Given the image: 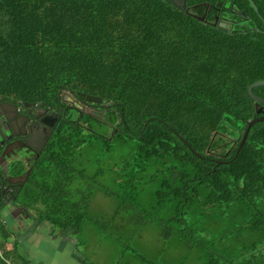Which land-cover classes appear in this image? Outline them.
<instances>
[{"label":"trees","instance_id":"1","mask_svg":"<svg viewBox=\"0 0 264 264\" xmlns=\"http://www.w3.org/2000/svg\"><path fill=\"white\" fill-rule=\"evenodd\" d=\"M253 1L187 0L227 30L171 0H0V97L62 108L16 203L78 239L86 225L125 235L116 264H264V120L238 151L264 79ZM97 191L110 213L90 210ZM149 228L160 247L143 253ZM12 235L0 211V264H30Z\"/></svg>","mask_w":264,"mask_h":264},{"label":"flooded vegetation","instance_id":"2","mask_svg":"<svg viewBox=\"0 0 264 264\" xmlns=\"http://www.w3.org/2000/svg\"><path fill=\"white\" fill-rule=\"evenodd\" d=\"M6 101L16 103L17 107L3 108V102ZM38 104L26 105L25 102L3 100L0 97V211L2 213L5 210L11 214L26 210L23 205L16 203L18 189L25 182L17 179L27 170L32 171L44 151L47 143L42 151H37L30 140L38 133L39 126L47 125V121L52 119L49 116L52 114L50 111L53 110L52 107Z\"/></svg>","mask_w":264,"mask_h":264},{"label":"crops","instance_id":"3","mask_svg":"<svg viewBox=\"0 0 264 264\" xmlns=\"http://www.w3.org/2000/svg\"><path fill=\"white\" fill-rule=\"evenodd\" d=\"M2 216L13 232L7 243L8 248L12 249L15 246L18 254L17 251L21 247V251L25 254L23 258L30 264H58V262H66L68 257L76 260V264H81L76 255L79 241L76 235L64 234L61 230L56 231L48 222H38L31 217L27 209L19 210L15 214L5 210ZM58 242L60 246L56 247L55 244ZM52 248L54 250L50 251Z\"/></svg>","mask_w":264,"mask_h":264},{"label":"rangeland","instance_id":"4","mask_svg":"<svg viewBox=\"0 0 264 264\" xmlns=\"http://www.w3.org/2000/svg\"><path fill=\"white\" fill-rule=\"evenodd\" d=\"M115 207L116 201L112 197L105 195L101 191H97L91 202L90 210L92 212L105 214L110 213ZM138 238H140L141 242H139ZM126 240L128 239L125 235L120 241V239L117 240L111 235L109 236L105 234L101 230H96L94 227L86 225L85 229H83L80 234L78 250L76 252L84 257H87L92 264H116L122 254L125 253V255H129L130 249L128 248L124 250V243L122 242ZM135 241L138 242V245H141L139 249L142 250L143 253H150L155 251L154 247H160L161 240L158 239L156 230L149 228L142 237H136ZM59 244L60 243L58 242L55 246L58 247L60 246ZM53 250L54 248L50 251ZM17 252L18 254L21 253L19 255H21L22 258L25 256V254L21 251V247H19ZM72 261H74V259L68 257L66 262L62 261L58 262V264H76V260L74 261L75 263ZM133 262L135 264H141L139 259H135Z\"/></svg>","mask_w":264,"mask_h":264},{"label":"water","instance_id":"5","mask_svg":"<svg viewBox=\"0 0 264 264\" xmlns=\"http://www.w3.org/2000/svg\"><path fill=\"white\" fill-rule=\"evenodd\" d=\"M173 2V4L182 9V10H185L186 12L192 14L193 16H195L196 18L204 21V22H207V23H211V24H214V25H217L219 27H222V28H225L227 30H232L233 29V26H234V21L232 20H228V19H225V18H217L215 21H209L206 14L204 15H199V14H196V13H193L191 12L190 10V6H188L187 4V0H171ZM253 5L255 6V8L258 10L256 4L254 3L253 0H251ZM205 4L207 6H210V3L209 2H205ZM219 5L222 4L221 1H219L218 3ZM238 13L240 15H242L243 17L247 18L248 17V14L247 12L245 11H238ZM259 85H264V79H259V80H256L254 81L252 84H250L249 86V92L252 96V98L255 100V105H256V110L258 113H262L260 115H257L255 117H252L250 119L247 120V127L244 131V134L242 136V139L240 141V144H239V147H238V151H240V149L242 148V146L244 145L246 139H247V136H248V133L250 131V128L251 126L257 122V121H261V120H264V97L257 94L255 91H254V87L255 86H259ZM67 95V94H66ZM87 102L91 103V102H96V103H103L106 105V106H109L111 104H113V101L106 98L104 99L103 97L101 96H97V95H93V94H85V93H82L81 95ZM26 105H30V104H38V103H33V102H28L26 101L25 102ZM38 105H41V104H38ZM9 106H14V107H17V104L14 103V102H9V101H6V102H3V108H8ZM51 109L53 110H50L52 112L50 116L51 121H47V125H42V126H39L38 127V133L36 135H34V137H32V139L30 140V143L33 145V147H35V149L37 151H42V149L45 147L47 141L49 140L51 134L53 133L58 121L60 120L61 116H62V113L60 112V110L62 108H57V107H52ZM152 118V117H151ZM168 124V123H166ZM169 125V124H168ZM170 126V125H169ZM171 127V126H170ZM172 128V127H171ZM173 129V128H172ZM176 135L181 138L188 146L189 148L195 152L196 154H198L199 156H202L190 143L189 141L181 134L179 133L178 131L174 130ZM219 162H222V160H219ZM30 173V170H27V172L20 176L17 180H19L20 182H24L28 175Z\"/></svg>","mask_w":264,"mask_h":264},{"label":"built area","instance_id":"6","mask_svg":"<svg viewBox=\"0 0 264 264\" xmlns=\"http://www.w3.org/2000/svg\"><path fill=\"white\" fill-rule=\"evenodd\" d=\"M0 252H1V250H0ZM18 264H20V263H18Z\"/></svg>","mask_w":264,"mask_h":264}]
</instances>
